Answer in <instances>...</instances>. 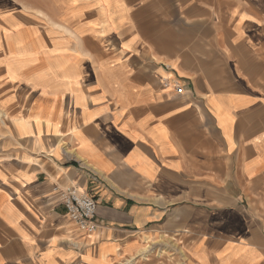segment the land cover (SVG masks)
<instances>
[{"label":"crops","instance_id":"1","mask_svg":"<svg viewBox=\"0 0 264 264\" xmlns=\"http://www.w3.org/2000/svg\"><path fill=\"white\" fill-rule=\"evenodd\" d=\"M0 38V264H264V0H0Z\"/></svg>","mask_w":264,"mask_h":264},{"label":"built area","instance_id":"2","mask_svg":"<svg viewBox=\"0 0 264 264\" xmlns=\"http://www.w3.org/2000/svg\"><path fill=\"white\" fill-rule=\"evenodd\" d=\"M164 86H172L176 94L180 95L182 87L178 82L164 80ZM64 211L79 233L86 237L94 235L99 228L96 219L97 205L95 200L85 193H81L73 186L55 188Z\"/></svg>","mask_w":264,"mask_h":264},{"label":"rangeland","instance_id":"3","mask_svg":"<svg viewBox=\"0 0 264 264\" xmlns=\"http://www.w3.org/2000/svg\"><path fill=\"white\" fill-rule=\"evenodd\" d=\"M18 39L16 38V40L14 41L15 43H16V41H17ZM21 40V39H20ZM24 39H22V41H23ZM11 42H10V39H7V38H0V46L1 45H3V46H5L6 48H7V50L8 49H11ZM13 46V45H12ZM3 58H5V57H3ZM0 127H1V122H0ZM72 229H73V231H76L75 230V228L74 227H72ZM71 229V230H72Z\"/></svg>","mask_w":264,"mask_h":264},{"label":"bare ground","instance_id":"4","mask_svg":"<svg viewBox=\"0 0 264 264\" xmlns=\"http://www.w3.org/2000/svg\"><path fill=\"white\" fill-rule=\"evenodd\" d=\"M29 36V35H28Z\"/></svg>","mask_w":264,"mask_h":264}]
</instances>
